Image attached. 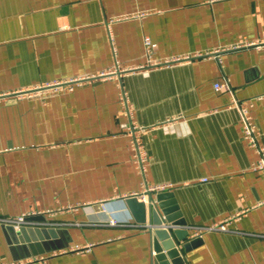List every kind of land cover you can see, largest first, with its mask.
I'll return each mask as SVG.
<instances>
[{
  "label": "crops",
  "instance_id": "crops-1",
  "mask_svg": "<svg viewBox=\"0 0 264 264\" xmlns=\"http://www.w3.org/2000/svg\"><path fill=\"white\" fill-rule=\"evenodd\" d=\"M234 98L264 147V0H0V264H264ZM147 184L166 186L139 202ZM163 223L201 241L166 250Z\"/></svg>",
  "mask_w": 264,
  "mask_h": 264
},
{
  "label": "built area",
  "instance_id": "built-area-1",
  "mask_svg": "<svg viewBox=\"0 0 264 264\" xmlns=\"http://www.w3.org/2000/svg\"><path fill=\"white\" fill-rule=\"evenodd\" d=\"M145 46L147 47V57H148V63L150 65H156L160 63V60H156L152 58V49L153 44L152 41L146 37L145 38ZM180 60V57H173L170 60H165V63H169L171 61H177ZM104 76V75H103ZM102 76V77H103ZM70 83V82H69ZM68 83V84H69ZM71 84V83H70ZM71 86V85H69ZM67 86V87H69ZM52 87L60 88L61 84L58 83H51V85H45L42 87H36L44 88V89H51ZM223 87H229V82L227 80H224L223 82H216L214 84V88L218 91L223 89ZM33 91V90H30ZM122 98L126 101L125 95H122ZM231 106L236 107L238 109V112L241 116V123H242V132H243V138L246 140V142L253 148L256 149L259 158L253 163L252 169L255 171H262L264 174V147L258 143V130L256 128V124L253 120V117L251 113L249 112V105L247 102H239L236 98L232 100ZM128 132L131 134L129 138V148L132 151V160L136 167H138L139 172L144 173L145 167L144 162L147 159L146 150H144V145L142 141V133H141V127H137L134 125H131L128 127ZM165 184H157V185H146L144 190L132 194V196L136 197L139 202H146L148 194L150 193H157L159 190H162L165 188ZM25 214H21V216L13 219L11 222L15 224V226H20L24 220H25ZM112 223L117 222L115 219H111ZM210 229H220V230H226L225 224L220 225H211L210 227H201L198 228L195 235H201L199 234L203 230L209 231ZM152 253L156 254L154 251ZM40 257L36 258H28L27 260H22L14 264H33L34 262L38 261Z\"/></svg>",
  "mask_w": 264,
  "mask_h": 264
},
{
  "label": "water",
  "instance_id": "water-1",
  "mask_svg": "<svg viewBox=\"0 0 264 264\" xmlns=\"http://www.w3.org/2000/svg\"><path fill=\"white\" fill-rule=\"evenodd\" d=\"M31 218H36V217H31ZM151 223H153L152 220H151ZM176 224H185V221L181 220V221L176 222ZM172 226H174V225H172ZM172 226H167L166 224L163 223V226H161V227L159 226V228H157L154 231V236H156L155 238H157L158 240H161V243L163 245L162 247L166 250H168L172 247H175L177 244H179L178 239L179 240L180 239L186 240L188 237V229L186 227L177 229L176 232H172V230H171ZM11 227L13 228L14 226H11ZM21 229L23 230L22 226H21V228H19V230L21 231ZM27 231L30 232V234L32 235L31 228H27ZM51 233H52V231H51ZM38 235L40 238H42L40 233ZM30 238L33 241L37 240L33 237V235ZM200 241H201V237L196 236V238H194L192 241L186 240L185 243L183 244V246L185 249H187L189 247V245H191L193 243L200 242Z\"/></svg>",
  "mask_w": 264,
  "mask_h": 264
}]
</instances>
